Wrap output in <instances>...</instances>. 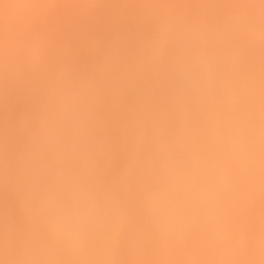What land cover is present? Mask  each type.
<instances>
[{
    "label": "clouds",
    "instance_id": "1",
    "mask_svg": "<svg viewBox=\"0 0 264 264\" xmlns=\"http://www.w3.org/2000/svg\"><path fill=\"white\" fill-rule=\"evenodd\" d=\"M0 264H264V0H0Z\"/></svg>",
    "mask_w": 264,
    "mask_h": 264
},
{
    "label": "bare ground",
    "instance_id": "2",
    "mask_svg": "<svg viewBox=\"0 0 264 264\" xmlns=\"http://www.w3.org/2000/svg\"><path fill=\"white\" fill-rule=\"evenodd\" d=\"M112 23H113V21L101 22L97 27H95L93 30H91V32L85 30V32L82 33V36L86 37L87 35H95L97 37H107V36H110L111 34H113L114 32H119L121 35H123L125 37L131 35L133 29H130V30H129V28L126 29L127 27L125 26L126 28H124L122 30V29L114 26L115 22H114V25ZM124 25H125V23H124ZM81 59L85 63H94V62H96L97 58L94 56H91V55H82ZM27 110H28V104L24 100L18 101L14 105V108H13L14 113L19 117L24 116L27 113Z\"/></svg>",
    "mask_w": 264,
    "mask_h": 264
},
{
    "label": "rangeland",
    "instance_id": "3",
    "mask_svg": "<svg viewBox=\"0 0 264 264\" xmlns=\"http://www.w3.org/2000/svg\"><path fill=\"white\" fill-rule=\"evenodd\" d=\"M112 24L114 25V22H113ZM114 26L117 27V28H120V29H122V30H123L124 28H126V27H127L126 29H128V28H129V30L132 29L131 27H129V25L127 26L126 23H125V25H124V23L121 24V23L115 22V25H114ZM123 26H124V27H123ZM125 26H126V27H125Z\"/></svg>",
    "mask_w": 264,
    "mask_h": 264
}]
</instances>
